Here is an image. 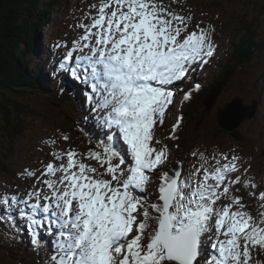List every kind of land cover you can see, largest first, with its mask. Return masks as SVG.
<instances>
[{
    "label": "snow or ice",
    "instance_id": "obj_1",
    "mask_svg": "<svg viewBox=\"0 0 264 264\" xmlns=\"http://www.w3.org/2000/svg\"><path fill=\"white\" fill-rule=\"evenodd\" d=\"M178 2L96 0L71 47L55 45L67 51L53 75L84 86L85 120L103 135L86 152L69 144L42 168L25 169L20 177L32 184L23 195L0 193V222L26 231L34 248L47 247V264H259L253 254L264 253V211L253 215L233 191L258 188L242 158L195 150L199 163L185 174L182 161L169 168L171 149L156 134L175 96L191 101L201 88L185 91L179 82L216 51L214 28L190 30L192 15L171 6ZM172 118L167 139L175 140L184 117ZM249 195L264 209V191Z\"/></svg>",
    "mask_w": 264,
    "mask_h": 264
},
{
    "label": "rangeland",
    "instance_id": "obj_2",
    "mask_svg": "<svg viewBox=\"0 0 264 264\" xmlns=\"http://www.w3.org/2000/svg\"><path fill=\"white\" fill-rule=\"evenodd\" d=\"M31 1L34 0H27L22 6L32 7L33 14L25 17V20L30 25V28L37 32L32 37L29 36V32H25L26 35L23 36L25 42L23 44L24 53L28 55L27 57L24 54L26 57L24 60H27L26 63H29V60L35 61V63L30 62V69L35 72L37 79L41 76L47 79L43 72L45 68L47 70L48 66L45 60L46 54L43 57V55L36 53V47L42 45L46 52L56 53V57L54 58L56 63L67 49L64 47L56 48L55 45L59 43L71 47L72 41L81 32L76 25L88 11V5L95 3L96 0L55 2L53 0H37L35 5H32ZM164 2L168 4L171 0H164ZM171 6L180 11L181 14L192 15L193 19L190 30H192V26L198 23L201 27L211 26L214 28L213 41L216 45V51L210 59L209 64L204 65L197 72L190 74L191 78L187 79V83L183 81L179 82L185 91L189 90L188 85L196 81H204L200 82V85L202 88L208 89L205 94L195 96L194 101L189 104V106L194 105L190 108L193 113H190L191 118L189 119L184 116L185 101L182 100L181 94L178 93L175 96L174 106L170 107L171 115L166 117L163 126L157 128V137L161 138L171 149L172 159L169 168H175L176 162L182 161L184 162L185 174H187L191 171L193 164L199 163L198 158L191 155L195 150H199L207 156H211L212 154L218 156L219 153L239 155L242 158L240 161L241 165L243 168L248 169L245 178L256 183L258 188L244 189L240 185H236L235 188L239 189V191L235 189L233 191L235 195L243 196L242 203L248 206L246 210L256 215L259 211H264V209L258 207L257 199L250 196L249 192L264 191V0H181L178 3H172ZM0 7L1 19L3 4ZM42 10H47L49 14L42 17ZM38 21L41 22L38 23ZM83 22L88 23L87 20ZM248 25L256 28L255 40H257L258 49H255L252 62L242 71L234 73L232 78L221 88L219 84H214V82L220 78L221 72L227 64L238 60V55L235 51L242 44L241 39L244 37L242 30ZM230 48L231 52H229ZM41 61L45 63L44 66L40 63ZM48 74L51 80L55 79L57 81H64L65 83L73 81L72 87L73 89L75 87L76 95L83 100L85 99L77 91L78 87L82 89L84 87L78 81H75L68 75V78H63L60 74L53 75L52 71H48ZM194 77H196V80H193ZM48 84L45 86L46 90H49ZM213 87L217 88L213 89ZM217 89H221V91L214 107L205 111V107L201 106V103L198 102L199 99L206 95L210 96L212 91ZM78 90L80 91L81 89L79 88ZM24 93L17 96H23V99L26 101L24 103L27 104V116L29 117L28 120L31 119L30 126L32 127L25 130L24 135L20 139L14 141V155L12 154L11 158L6 161V170H0V193L7 192L13 194L18 192L23 195L25 189L30 188L32 184V180L20 177V173L25 169L35 170L42 168L41 161L47 163L53 160V157L49 154L53 149L62 151L69 144L73 145L79 152H86V149L89 147H94L96 138H102L103 135L102 130L94 123L89 128L92 122L85 120L86 115L77 111L76 104L70 103L69 105L72 109L69 108V111L63 114H60L59 110L53 109L55 106L53 103L56 99H59L53 91L50 90L49 98H44L42 92L36 93L35 90H27ZM237 97L242 99L245 105L255 102L256 111L254 110L255 117L252 120L244 121L243 124L241 122V126L235 131L237 134L231 135L222 131L223 129L219 127L217 123L218 112L216 110L218 107L224 106L225 103ZM69 115L74 116L73 123L78 122L76 126L79 127L83 136L81 141L78 131V134L73 131L72 122L68 124V121H65V118ZM180 115L184 117L179 127L181 131L180 137L175 134L178 139H167L170 136L172 125L175 123L172 117ZM241 117L242 112L239 108L235 107L234 119L238 121ZM230 122H233V118ZM93 129L97 132H94ZM61 133L69 135L70 140L63 141L60 138ZM90 137L93 140L92 144H89ZM13 139L14 136L2 139L0 135V149L5 143L11 144ZM51 140H55L56 144L51 145L49 143ZM82 144L86 145V147ZM156 146L160 147V145ZM230 150H235V152L233 153ZM90 163L95 164L94 161ZM157 184L158 181L154 178L152 184L149 186V192L153 197L158 195ZM5 225L10 226L9 224L0 222V241L8 243L7 247L14 255L6 254L4 251L6 249L0 248V264H14V262H18V258L14 257L27 256L24 253L26 250L30 254L29 258L35 262L34 264H47L50 257L47 247L34 248L30 243V237L27 232L18 234L23 242L16 247L11 243L13 240L1 236L3 235L2 232ZM44 239L47 240L46 237ZM14 243L16 244V242ZM253 257L259 264H264V253L257 250L254 252Z\"/></svg>",
    "mask_w": 264,
    "mask_h": 264
},
{
    "label": "trees",
    "instance_id": "obj_3",
    "mask_svg": "<svg viewBox=\"0 0 264 264\" xmlns=\"http://www.w3.org/2000/svg\"><path fill=\"white\" fill-rule=\"evenodd\" d=\"M27 0H4L3 8L1 10V19H0V135L2 139L4 137L12 138L14 136L13 142L11 144L5 143L0 149V170H6V161L11 158L13 153V144L16 139H20L24 135L25 130L30 129L32 126L31 119L28 120L27 116V104L24 103L23 96H17L25 94L27 90H35L36 93H41L44 98H49V92L53 89V92L56 94L61 90V87L54 85L49 79L41 76L37 79L36 74L30 68L31 63H35L33 60H29V63H26L27 60L24 53L23 36L25 32L29 36H33L37 31L32 30L30 25L25 20V17L31 16L33 14L31 6H22L26 3ZM55 1H68V0H53ZM32 5L37 3V0L31 1ZM25 10H28L25 12ZM47 10L41 11V16L45 17L48 15ZM41 21H38V23ZM37 23V22H36ZM35 28V27H34ZM255 29L252 26H245L244 37L241 39L242 44L239 45L238 49L235 51L238 55V60L234 63H229L225 66L221 72V76L218 82L214 84H219V87H223L233 76L234 73L242 71L247 67L253 60L255 55V49L257 50V40H255ZM36 53L46 54V50L42 45L36 47ZM231 52V49L229 50ZM25 54V55H24ZM24 55V56H23ZM28 57V55H27ZM23 60V61H22ZM46 60V58H45ZM21 61V62H20ZM47 61V60H46ZM42 66L45 65L41 61ZM38 64V63H37ZM217 65V64H216ZM49 83V84H48ZM46 84L49 85V90L45 89ZM38 87V88H37ZM43 88V89H42ZM217 87H213L215 89ZM71 93V89L63 85V89L58 96L59 99H56L53 105V109L59 110L61 114L69 111L71 106L70 103H75L76 101L72 100L68 96ZM208 96V95H206ZM206 96L199 99L201 106H204V100ZM53 99V98H52ZM26 102V101H25ZM70 106V107H69ZM192 106H189L188 109L183 110L184 116L191 118L192 111L190 110ZM188 111V112H187ZM33 115V114H32ZM35 116V115H33ZM69 120V116L66 118ZM28 120V124H27ZM69 124V122H67ZM233 134L235 131H232ZM82 139H80L81 141ZM8 232H4L2 237L9 238L13 240V243L16 247L23 242L19 235L9 227ZM1 240V238H0ZM16 242V244L14 243ZM8 243H2L0 241V248L4 250L6 254L13 256L14 253L10 252L8 249ZM18 262L14 264H32L35 263L29 257L16 256Z\"/></svg>",
    "mask_w": 264,
    "mask_h": 264
},
{
    "label": "water",
    "instance_id": "obj_4",
    "mask_svg": "<svg viewBox=\"0 0 264 264\" xmlns=\"http://www.w3.org/2000/svg\"><path fill=\"white\" fill-rule=\"evenodd\" d=\"M3 4V0H0V6ZM1 8V7H0ZM219 94V90L215 91V94L212 95L206 102V106H207V110L210 109L216 102V97ZM242 103V100H234L232 103L227 104L225 106V111H221L220 114L218 115V122L219 124H221V126H224L226 128L227 131H230L231 128H235L237 126L240 125V123L243 120H249L251 117H253L254 115V110L256 108V104L254 103L252 106H248V108H241L243 112V117H241L240 120L236 121L234 119L235 116V105H240ZM233 118V122L231 123L230 121H232Z\"/></svg>",
    "mask_w": 264,
    "mask_h": 264
},
{
    "label": "bare ground",
    "instance_id": "obj_5",
    "mask_svg": "<svg viewBox=\"0 0 264 264\" xmlns=\"http://www.w3.org/2000/svg\"><path fill=\"white\" fill-rule=\"evenodd\" d=\"M179 1H181V0H179ZM230 49H231V48H230ZM230 49H229V50H230ZM227 50H228V49H227ZM212 92H213V91H212ZM72 106H73V105H72ZM71 109H72V108H71ZM76 113H77V112H76ZM77 115H78V113H77ZM77 123H78V122H77ZM77 123H75V122L73 123V121H72V128H73V131H75L76 133H77V131H78V133H79V135H80V138L83 139V136H82V134H81V130L79 129V127L76 126ZM80 123H81V122H80ZM73 124H74V125H73ZM77 125H78V124H77ZM92 125H93V123H92ZM220 125H221V124H220ZM93 131H94V132H97L95 129H93ZM230 131H231V132L234 131L233 128H231ZM78 133H77V134H78ZM176 136H177V135H176ZM1 223H2V222H1ZM19 238H20V237H19Z\"/></svg>",
    "mask_w": 264,
    "mask_h": 264
}]
</instances>
